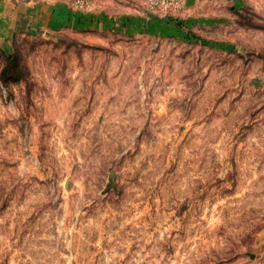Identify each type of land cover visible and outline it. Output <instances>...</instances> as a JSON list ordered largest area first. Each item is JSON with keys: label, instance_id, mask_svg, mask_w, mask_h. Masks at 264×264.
<instances>
[{"label": "rangeland", "instance_id": "obj_1", "mask_svg": "<svg viewBox=\"0 0 264 264\" xmlns=\"http://www.w3.org/2000/svg\"><path fill=\"white\" fill-rule=\"evenodd\" d=\"M119 1L0 42V264H264V0Z\"/></svg>", "mask_w": 264, "mask_h": 264}, {"label": "crops", "instance_id": "obj_2", "mask_svg": "<svg viewBox=\"0 0 264 264\" xmlns=\"http://www.w3.org/2000/svg\"><path fill=\"white\" fill-rule=\"evenodd\" d=\"M119 3L127 6L115 0H92L85 7H79L74 0H0V42L9 45L19 33L57 27L101 30L120 28L125 23L127 28L134 27V18L129 23L114 16Z\"/></svg>", "mask_w": 264, "mask_h": 264}, {"label": "built area", "instance_id": "obj_3", "mask_svg": "<svg viewBox=\"0 0 264 264\" xmlns=\"http://www.w3.org/2000/svg\"><path fill=\"white\" fill-rule=\"evenodd\" d=\"M78 3H91L92 0H76Z\"/></svg>", "mask_w": 264, "mask_h": 264}]
</instances>
